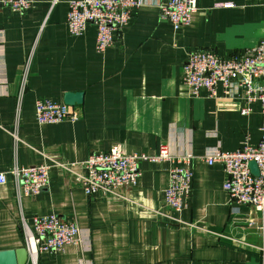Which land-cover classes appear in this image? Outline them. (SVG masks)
Masks as SVG:
<instances>
[{
    "label": "crops",
    "instance_id": "crops-1",
    "mask_svg": "<svg viewBox=\"0 0 264 264\" xmlns=\"http://www.w3.org/2000/svg\"><path fill=\"white\" fill-rule=\"evenodd\" d=\"M69 1L50 7L51 0H34L25 12L0 8V250L24 246L21 217L31 224L55 213L78 225V241L39 253L37 264H264V211L230 200L222 164L203 159L212 148L256 145L260 105L243 115L240 99L222 87L216 96H194L180 78L190 50L229 56L255 45L264 32V0H197L191 23L178 30L160 17L167 0H141L102 52L94 26L69 33ZM69 91L83 93L72 105L78 118L38 124L36 100L64 103ZM163 143L172 154L191 155L190 190L179 212L164 200L169 162H140L135 186L92 195L62 166L113 145L154 154ZM14 162L50 165L47 187L18 198Z\"/></svg>",
    "mask_w": 264,
    "mask_h": 264
},
{
    "label": "built area",
    "instance_id": "built-area-1",
    "mask_svg": "<svg viewBox=\"0 0 264 264\" xmlns=\"http://www.w3.org/2000/svg\"><path fill=\"white\" fill-rule=\"evenodd\" d=\"M56 2L57 0H51L50 7ZM33 3L34 0H0V8L9 7L14 11L25 12ZM141 4V0H70L66 25L72 35H81L88 25L94 26L95 49L102 52L113 45L114 34L121 31ZM159 10L160 17L178 30L191 23L198 11L197 0H167L159 5ZM29 60L30 58L24 65L19 95L24 90ZM180 78L187 92L194 96L201 90H205L209 96H216L218 86L222 87L225 95L240 99V113L243 115L251 112L253 103H259L262 118L258 143H244L236 151L212 148L203 159L209 165L215 162L222 164L226 175L223 188L230 200L263 212L264 32L255 45L229 56H220L211 50L200 48L188 51ZM77 118L78 109L72 105L49 99H38L35 102V119L38 124L74 121ZM13 136L15 140L18 139L15 133ZM190 157L191 155L172 154L164 143L154 154L125 153L119 145H113L106 152L91 154L83 161L62 166L68 170L72 180L81 184L85 194L92 195L99 191L118 193L122 188L135 186L141 176L140 162H169L164 200L171 210L179 212L183 199L190 190ZM250 161L256 163L257 175L251 172ZM49 167L47 163L22 166L14 162L9 173L13 178L17 197L33 196L47 187ZM5 181L6 173L0 172V184ZM249 222L253 224L252 221ZM20 229L27 252L26 264H37L41 252L63 251L66 245L77 242L80 234L74 221H66L55 213L34 216L31 224L21 217Z\"/></svg>",
    "mask_w": 264,
    "mask_h": 264
},
{
    "label": "water",
    "instance_id": "water-1",
    "mask_svg": "<svg viewBox=\"0 0 264 264\" xmlns=\"http://www.w3.org/2000/svg\"><path fill=\"white\" fill-rule=\"evenodd\" d=\"M83 93L77 92H65L63 96V102L68 105L81 104ZM249 167L254 175L258 174V169L254 161L249 162ZM27 252L25 247L16 249L0 250V264H26Z\"/></svg>",
    "mask_w": 264,
    "mask_h": 264
}]
</instances>
